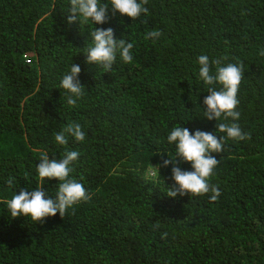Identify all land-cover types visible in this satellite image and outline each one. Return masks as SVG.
<instances>
[{"label": "trees", "instance_id": "obj_1", "mask_svg": "<svg viewBox=\"0 0 264 264\" xmlns=\"http://www.w3.org/2000/svg\"><path fill=\"white\" fill-rule=\"evenodd\" d=\"M100 3L108 19L95 25L69 23L70 0H0V264H264V0H148L135 20ZM95 27L133 43L131 63L119 54L111 72L88 63ZM153 30L155 42L145 39ZM201 55L243 64L238 120L204 117ZM72 64L85 86L76 107L61 87ZM69 122L85 140L58 145ZM219 123L251 139L212 153L218 200L169 197L172 165H158L175 155L171 130L225 136ZM66 149L79 153L70 175L91 198L42 224L11 217L7 201L21 189L56 198L60 182L41 180L37 164Z\"/></svg>", "mask_w": 264, "mask_h": 264}, {"label": "clouds", "instance_id": "obj_2", "mask_svg": "<svg viewBox=\"0 0 264 264\" xmlns=\"http://www.w3.org/2000/svg\"><path fill=\"white\" fill-rule=\"evenodd\" d=\"M110 3L113 15L119 12L121 16L126 15L131 20L149 12V9L145 7L148 0H110ZM70 5V15L67 17L69 23L76 20L87 23L91 20L95 25H102L107 22L109 5L101 4L100 0H70ZM161 35V31L153 30L147 33L145 39H152L155 42ZM90 36L93 46L87 51L88 63H95L104 71L111 72L117 54L125 63H131L133 60L131 52L133 43L126 42L123 38L116 39L111 27L106 29L95 27ZM260 55H264V50L260 52ZM222 59L210 61L207 55H201L198 58L200 65L198 75L208 92L203 100L204 117L215 121L228 120V118L238 120L240 113L236 110L239 105L237 95L244 74L243 64H222ZM213 65L215 72L212 69ZM80 72V66L72 64L70 72L61 80V87L71 94L66 101L69 107H76L78 98L84 94L85 86L80 82ZM217 85L220 86L219 90ZM216 128L226 135L218 137L214 132L199 129L190 133L183 126L171 130L167 141L169 144H175V155H167L168 158L164 159V154H161L162 164L158 165L159 168L172 165V179L175 183L166 193L169 197L175 198L177 195L186 194L203 196L210 193L211 202L218 200L221 195L219 188L209 183L219 163L212 153H221L226 140L243 141L251 139V134L243 132L238 123H219ZM69 137H74L78 142L85 140V133L80 124L73 122L66 124L55 134V142L66 146ZM78 157L77 151L66 149L62 159L57 162L56 159H50L48 154L41 153L37 172L41 180L54 178L60 182L56 198H46L42 186L32 191L21 189L7 201L11 217L26 216L42 224L47 217H54L57 213L63 218L66 211L73 205L90 199L85 187L70 175L74 171L73 162L77 161ZM181 162H190L193 170H182ZM13 181L14 178L9 177L7 183L12 185ZM164 235L166 236L167 233Z\"/></svg>", "mask_w": 264, "mask_h": 264}]
</instances>
